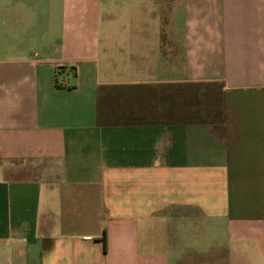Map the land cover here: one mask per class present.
<instances>
[{
	"label": "crops",
	"instance_id": "0c3cea01",
	"mask_svg": "<svg viewBox=\"0 0 264 264\" xmlns=\"http://www.w3.org/2000/svg\"><path fill=\"white\" fill-rule=\"evenodd\" d=\"M264 264V0H0V264Z\"/></svg>",
	"mask_w": 264,
	"mask_h": 264
},
{
	"label": "rangeland",
	"instance_id": "374dc122",
	"mask_svg": "<svg viewBox=\"0 0 264 264\" xmlns=\"http://www.w3.org/2000/svg\"><path fill=\"white\" fill-rule=\"evenodd\" d=\"M209 261L210 260L208 258H197L184 254V257L180 258L177 264H210ZM219 264H226V259L222 257L219 260Z\"/></svg>",
	"mask_w": 264,
	"mask_h": 264
}]
</instances>
